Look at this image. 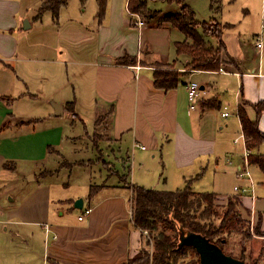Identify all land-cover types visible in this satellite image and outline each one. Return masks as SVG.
Instances as JSON below:
<instances>
[{"label": "crops", "instance_id": "crops-1", "mask_svg": "<svg viewBox=\"0 0 264 264\" xmlns=\"http://www.w3.org/2000/svg\"><path fill=\"white\" fill-rule=\"evenodd\" d=\"M23 1L0 0V202L11 194L5 179L33 174L37 182H28V195L18 206L0 211V234L14 231L19 254L0 255V264H128L141 249V231L132 220L133 185L176 191L192 183L197 192H211L198 186L204 177H214L211 193L217 197L237 196L235 187H247L251 191L239 195L241 210L264 232V173L258 165L250 167L252 181L238 173L249 148L239 110L256 121L254 105L264 102V5L256 30L249 29L245 40L237 36L232 48L225 34L236 27L220 22L228 25L223 38L235 60L223 65L228 71L223 73L186 69L191 58L176 48L186 36L164 21L179 13L180 5L172 13L150 2L158 15L138 28L129 0H107L101 24L98 5L92 22H76L66 33L51 29L47 41L26 47L22 32L35 21L23 28L28 13ZM45 1L34 0L37 14ZM210 7L217 12L221 6L216 10L211 0ZM47 13L52 12L43 16ZM213 39L206 37L212 44ZM126 56L136 63H121ZM167 66L186 75L176 88L163 90L154 73ZM192 81L204 91L193 110L187 88ZM11 85L23 90L11 95ZM53 103L63 106V115H54ZM226 111L229 116L223 117ZM259 129L264 134V111ZM249 149L264 156V142ZM73 181L87 183L86 194L54 197L53 188L62 191ZM79 198L83 209L72 206ZM37 230L44 234L42 256ZM254 235L247 255L264 264V235Z\"/></svg>", "mask_w": 264, "mask_h": 264}, {"label": "trees", "instance_id": "trees-1", "mask_svg": "<svg viewBox=\"0 0 264 264\" xmlns=\"http://www.w3.org/2000/svg\"><path fill=\"white\" fill-rule=\"evenodd\" d=\"M68 1L46 0L41 5L36 19H42L43 14L50 11L57 20L61 9L68 4ZM97 1L99 5L98 22L101 24L105 17L107 0ZM156 1L176 3L182 6L179 13L166 15L164 21L169 22L186 36V40L177 43L176 48L179 55H188L191 58L186 65L187 70L218 71L223 65L235 62L228 56L223 38L228 25L217 20L200 22L196 12L186 3L187 0H129L128 9L132 14L152 19L158 13L149 9L148 4ZM211 23H214L212 24L214 26H210ZM200 28L202 32L199 30ZM207 36L215 38L218 46L215 47L207 41ZM124 59L126 61L121 62L123 64L136 63L134 58L126 56ZM183 75L184 73L171 66L158 68L154 73L155 85L163 90L174 89L181 83ZM68 106L71 108L73 103ZM254 108L257 112L256 121H251L243 108L239 110L246 144L249 148H257L264 142V134L259 129V117L264 111V102L254 105ZM249 160L251 165H258L264 173L263 155H250ZM132 190L135 192L132 207L133 223L138 230L149 232L154 241V250L152 253L141 252L135 257L133 256L129 259L128 264H201L200 256L194 247L188 245L179 247L181 229L206 236L212 243L219 245L225 253L243 259L249 264H259V261L252 260L247 255L246 244L254 237L247 230L249 222L245 220L241 202L235 196H230L232 198L221 217L219 226L216 227L215 223L211 221L212 218H215L214 216L217 219L220 217V208L216 209L215 207L217 198L215 193L197 192L193 189L192 183L176 191L148 189L138 185H133ZM91 191L94 194L96 190L93 188ZM226 233L244 236L238 254L230 253L225 249L227 240L223 241L225 239L223 236ZM256 234L264 235L259 229ZM191 253H194L192 258Z\"/></svg>", "mask_w": 264, "mask_h": 264}, {"label": "rangeland", "instance_id": "rangeland-1", "mask_svg": "<svg viewBox=\"0 0 264 264\" xmlns=\"http://www.w3.org/2000/svg\"><path fill=\"white\" fill-rule=\"evenodd\" d=\"M219 0H213V3L215 4L216 10L219 9L217 6H221L220 9L217 12H214L212 10L211 6V0H189L190 5L196 10L197 12V18L204 22H209L211 20H217L219 22H230V24L235 25V29L230 31L227 30L225 34V39L229 46L232 48L234 46V40L237 36L240 35L239 40H245V36L247 35V32L249 29L256 30L258 25L260 24V16L262 14V7L264 5V0H222V2H218ZM154 3V2H153ZM34 0H24L23 1V7L24 10H27V17H25L24 22L26 20H34L35 25L27 32H22L25 35V38L23 39V44H34V45H40L42 40H48L47 33L52 29L53 30H63V33H66V31L69 29V27H73V25L78 23L86 24L87 22H92V18L94 17L95 13L98 11V3L97 0H70L69 6L66 9H63L60 13L59 18L56 20L54 17H52V13H47L43 16V21H37L36 19V7H34ZM156 4L157 8L159 10H164L166 12H176L178 4L174 3L172 6L168 5L166 2L162 1H156L154 5ZM141 17L145 20V17L141 15ZM23 22V24H24ZM214 23L209 24L210 26ZM220 27V26H218ZM202 32V29H199ZM54 33H56L54 31ZM62 41L65 42L64 44L67 46L69 43L67 42L68 38L65 34H62L61 37ZM215 44V47L218 46V42L216 39H213ZM56 41V40H55ZM61 42V41H60ZM61 42V43H63ZM22 44V45H23ZM175 69L178 70V68L175 66ZM181 73H184L183 76L186 75L184 71H180ZM182 76V77H183ZM68 77L65 75V78ZM66 79H60L58 82L60 84L62 82H65ZM39 87V86H38ZM13 85H11V95H16L20 92V90H23V86L16 85L13 89ZM38 104V103H37ZM36 114V111H34ZM108 120L107 118L104 120V124H107ZM99 133L103 132V127H99L98 129ZM99 135V134H97ZM33 174H31L27 178H7L2 183L6 184V187L8 190L11 191V194L5 195L3 199L0 202V211L7 209L9 205H19L28 195V189L29 186L27 184H30L28 182H37V179H33ZM38 178V177H37ZM59 182L61 183V180L59 179ZM213 182L214 177H204V179L199 183V188L210 190L212 192L213 188ZM1 183V182H0ZM234 184V183H233ZM2 186V184L0 185ZM164 186V185H163ZM230 186L232 185V182L230 181L229 184L226 187V190H231ZM132 188V186H131ZM167 188V187H166ZM64 190H58L56 187L53 188V195L56 198L58 194H64V196H69L70 198H75L76 196H80L83 194H86L87 192V183L80 182L78 185L74 184V181L71 185V187L63 188ZM99 187L94 188V190H98ZM239 199V195L235 196ZM135 198V192L132 190V199L131 204L133 207V200ZM230 198L232 197H217L215 199V207L216 209L220 208V217L217 219L212 218V222L215 223L216 227L219 226L221 222V217L223 216L224 211H226V208L229 204ZM14 200V201H13ZM240 200V199H239ZM13 201V202H12ZM73 207H75V202L72 204ZM203 209V208H202ZM215 209V208H214ZM250 216V215H249ZM247 217L244 214L245 220L250 222L251 217ZM252 223V222H251ZM258 222L253 223V225L249 224V229L247 230L255 237L254 233L257 232ZM255 229V230H254ZM260 230V228H259ZM261 233H264L262 230H260ZM151 235L149 232H142L141 231V249L134 255V257L141 252H153L154 250V241L150 237ZM136 237V236H135ZM223 238H225L223 241H226L225 249L228 252H233L235 254H238L240 251V244L243 243L244 236H240L239 234H224ZM37 245H38V255L41 254L43 251V241H44V234L42 232H38L37 230ZM242 239V241H241ZM12 240H14L15 243H12ZM18 241L16 235L14 234V231L11 229L5 233L4 235L0 234V255L3 257H10L11 259H15L18 257V249L15 248L14 244ZM191 253V258H192ZM189 260V259H188ZM8 264H17L15 260H9ZM41 264V262H37V264ZM259 264H262L259 262Z\"/></svg>", "mask_w": 264, "mask_h": 264}, {"label": "water", "instance_id": "water-1", "mask_svg": "<svg viewBox=\"0 0 264 264\" xmlns=\"http://www.w3.org/2000/svg\"><path fill=\"white\" fill-rule=\"evenodd\" d=\"M30 27L29 21L26 20L23 24V28L28 29ZM53 107L55 108V116L63 115L64 109L62 105L53 103ZM83 207V198H79L75 201V208L83 209ZM185 245L192 246L196 249L200 256L201 264H249L243 259L225 253L219 245L212 243L206 236L181 229L179 247Z\"/></svg>", "mask_w": 264, "mask_h": 264}, {"label": "built area", "instance_id": "built-area-1", "mask_svg": "<svg viewBox=\"0 0 264 264\" xmlns=\"http://www.w3.org/2000/svg\"><path fill=\"white\" fill-rule=\"evenodd\" d=\"M133 17L135 18L134 25L138 28H142L145 25L144 19L141 17L139 14H132ZM263 29H264V24H263ZM256 40V46L258 49H261L263 47V39L261 35H257L255 37ZM220 72L223 73H228L227 70L221 68ZM188 88V97H189V102H190V108L193 110L197 107L199 102L201 101L204 91L201 89V86L199 83L192 81L187 85ZM223 117H228L229 112H224L222 114ZM250 155H251V150L249 148L246 149L245 151V158H244V165L240 168L239 170V176L241 178L245 179H250L251 181L253 180L252 174H251V164H250ZM235 191L239 194H246L250 192L251 190L249 188H242V187H235ZM87 214L90 213V210H87ZM49 231V230H48ZM147 232V231H145Z\"/></svg>", "mask_w": 264, "mask_h": 264}]
</instances>
